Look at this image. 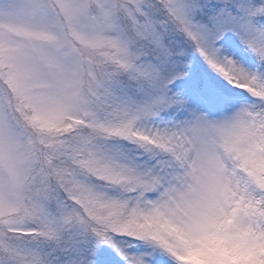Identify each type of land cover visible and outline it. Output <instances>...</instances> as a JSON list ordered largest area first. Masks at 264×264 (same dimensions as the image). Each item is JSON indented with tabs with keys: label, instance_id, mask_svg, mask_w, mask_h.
<instances>
[{
	"label": "snow or ice",
	"instance_id": "snow-or-ice-1",
	"mask_svg": "<svg viewBox=\"0 0 264 264\" xmlns=\"http://www.w3.org/2000/svg\"><path fill=\"white\" fill-rule=\"evenodd\" d=\"M0 84V264H175L197 201L264 264V0H12Z\"/></svg>",
	"mask_w": 264,
	"mask_h": 264
},
{
	"label": "clouds",
	"instance_id": "clouds-1",
	"mask_svg": "<svg viewBox=\"0 0 264 264\" xmlns=\"http://www.w3.org/2000/svg\"><path fill=\"white\" fill-rule=\"evenodd\" d=\"M10 2L12 0H0V5ZM0 89H3L2 84ZM50 119L53 124L58 123L55 117ZM79 198L91 215L105 222H116L107 208L90 199L87 194L81 193ZM201 207L197 201L189 211H179L171 217L173 224L169 226L172 232L170 240L176 249L184 252V256L178 258L175 264H240L238 256L246 243V237L239 231L240 221L219 218L208 220L201 216ZM130 220V217L123 216L120 223L129 228H137V223Z\"/></svg>",
	"mask_w": 264,
	"mask_h": 264
}]
</instances>
